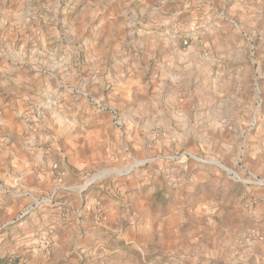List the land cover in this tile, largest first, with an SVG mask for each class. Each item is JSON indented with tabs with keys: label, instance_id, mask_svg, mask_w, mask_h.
<instances>
[{
	"label": "rangeland",
	"instance_id": "1",
	"mask_svg": "<svg viewBox=\"0 0 264 264\" xmlns=\"http://www.w3.org/2000/svg\"><path fill=\"white\" fill-rule=\"evenodd\" d=\"M226 2L220 13L218 0H145L134 5L108 0L93 12L99 5L92 0H0V57L42 72V62L51 64L33 52L37 44L27 40L30 51L24 56L19 52L24 40L9 43L8 34L26 28V34L60 37L63 45L70 41L77 49L68 48L74 52L71 63H63L69 83L74 63H80L79 77L85 78L89 59L99 68L103 57L117 58L115 45L121 37L141 45L146 42L142 35L161 23L175 38L174 43L164 42L163 91L152 78L153 58L148 69L133 71L145 82L144 92L133 101L136 107L148 103L147 114L135 116L128 103L115 109L103 102L95 105L111 117L112 129L125 133L127 146L125 151L114 147L98 166L76 172L83 202L89 193L96 200L84 212L60 217L63 226H75L72 235L61 234L70 247L77 244V250L64 256L67 264H218L224 252L261 241L264 0ZM109 8L124 23L119 34L104 23ZM191 8H196L190 11H195L193 20ZM2 71L0 67V76ZM152 99H160L161 106L155 107ZM48 106L51 110L57 104ZM37 111L42 109L33 107L27 115L29 131L39 123L31 122ZM82 126L88 129L90 123ZM45 220L20 211L1 216L0 231L40 232Z\"/></svg>",
	"mask_w": 264,
	"mask_h": 264
},
{
	"label": "crops",
	"instance_id": "2",
	"mask_svg": "<svg viewBox=\"0 0 264 264\" xmlns=\"http://www.w3.org/2000/svg\"><path fill=\"white\" fill-rule=\"evenodd\" d=\"M107 1L92 0L94 5H99L93 12H99ZM128 1L134 5L135 1L145 0ZM218 1L222 7L220 13H223L228 3L226 0ZM194 9L196 11V8L188 10L191 20L195 18L192 16L195 11L194 14L190 12ZM115 15L118 14L114 8H109L104 23L119 34L125 26ZM159 24L156 23V31L142 35L146 42L141 45L121 37L115 45L118 57H103L97 63L99 68L94 65V59H89L90 68L85 78L79 77L82 72L80 63H74L70 83L62 73L66 68L63 63H71L70 53L74 52L67 50H77L75 43L68 41L63 45L60 37L46 38L39 32L26 34V28L20 33L16 31L8 34L9 43L24 40L25 47L19 50L24 56L30 51L27 40L29 44H37L38 49L33 52L45 55L51 65L42 62L41 69H44L41 72L31 64L13 63L5 59L6 56L0 57L3 70L0 76V217L20 211L22 214L28 212L30 216L44 217L46 228L40 232L22 234H18L17 229L0 231V259L17 256L19 264H67L64 256L68 255L69 250V253L77 250V244L70 247L69 238L61 235H72L75 226H63L64 221L60 217L84 212L90 208L88 202L95 203L96 198L89 193L83 197V202L77 187L79 177L76 172L98 166L100 158L109 156L114 147L125 151L127 146L125 133L120 128L112 129L111 117L95 105L103 102L115 109L128 103L135 116L150 111L148 103L136 107L139 104L133 101L136 93L144 92L145 86L143 78L136 77L133 71L148 69L149 60L153 58L152 78L158 80L155 84L160 87L158 91H163L167 79V75L160 70L165 64L161 57L167 55L164 42L169 39L174 43L175 38L168 34L167 28L161 29ZM7 38L4 39L5 43ZM143 45L144 50H139ZM77 46L80 47V44L77 43ZM62 48L65 51L60 55L58 51H62ZM173 50L179 52L177 47H173ZM18 54L16 57H20ZM33 57L34 53L32 56L30 53V62L35 61ZM194 79L199 80L196 76ZM151 101L155 107L161 106L160 99ZM52 103L57 106L48 110V104ZM33 107L42 111L36 112V119H33H39V123L29 131L26 126L27 115ZM83 122L90 123V128L85 129ZM21 226L23 224L17 228ZM259 236L261 241L242 250L239 247L224 252L218 264H264V227Z\"/></svg>",
	"mask_w": 264,
	"mask_h": 264
},
{
	"label": "trees",
	"instance_id": "3",
	"mask_svg": "<svg viewBox=\"0 0 264 264\" xmlns=\"http://www.w3.org/2000/svg\"><path fill=\"white\" fill-rule=\"evenodd\" d=\"M18 258L17 257H5L0 259V264H17Z\"/></svg>",
	"mask_w": 264,
	"mask_h": 264
},
{
	"label": "built area",
	"instance_id": "4",
	"mask_svg": "<svg viewBox=\"0 0 264 264\" xmlns=\"http://www.w3.org/2000/svg\"><path fill=\"white\" fill-rule=\"evenodd\" d=\"M184 44H186V42H184ZM36 115H37V113H36ZM36 115H35V117H36ZM36 119V118H35ZM33 121H35L34 119L33 120H31V122H33ZM30 128L32 127V126H29Z\"/></svg>",
	"mask_w": 264,
	"mask_h": 264
}]
</instances>
